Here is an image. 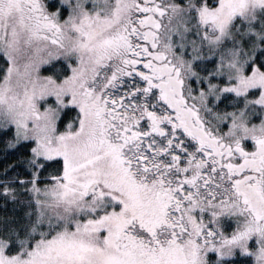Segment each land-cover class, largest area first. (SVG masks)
Returning <instances> with one entry per match:
<instances>
[{
    "label": "snow or ice",
    "instance_id": "1",
    "mask_svg": "<svg viewBox=\"0 0 264 264\" xmlns=\"http://www.w3.org/2000/svg\"><path fill=\"white\" fill-rule=\"evenodd\" d=\"M0 264H264V0H0Z\"/></svg>",
    "mask_w": 264,
    "mask_h": 264
}]
</instances>
